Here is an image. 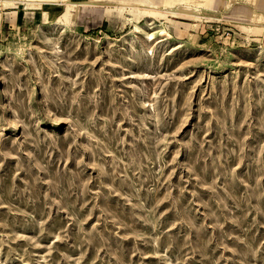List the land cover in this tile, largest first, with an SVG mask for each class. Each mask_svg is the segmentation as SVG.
<instances>
[{"label":"rangeland","instance_id":"374dc122","mask_svg":"<svg viewBox=\"0 0 264 264\" xmlns=\"http://www.w3.org/2000/svg\"><path fill=\"white\" fill-rule=\"evenodd\" d=\"M230 4L0 0V264H264V25Z\"/></svg>","mask_w":264,"mask_h":264},{"label":"bare ground","instance_id":"6f19581e","mask_svg":"<svg viewBox=\"0 0 264 264\" xmlns=\"http://www.w3.org/2000/svg\"><path fill=\"white\" fill-rule=\"evenodd\" d=\"M24 2L29 3V0H23ZM235 2H241L245 4L244 7L248 4V12L247 18L253 22L254 27L252 29L258 30L261 26L264 25V0H233ZM142 1V3L126 5V8L118 9L119 12H123V10L127 12H140L142 15L145 14L146 18H150L153 14H167L170 13L172 15L178 14H193L195 16L198 15V12L202 13L204 11L214 10L213 8H219L218 0H149V4L146 5ZM226 2V3H225ZM225 7L228 9L231 6L232 0H225ZM67 3V7L76 8V4H72L65 0ZM29 4H37L34 2H30ZM146 25H149V22L146 21ZM142 28L138 25H134V31L139 32ZM160 34H164L163 30H159ZM148 38L151 37L150 34L147 35ZM149 50V54H150Z\"/></svg>","mask_w":264,"mask_h":264},{"label":"crops","instance_id":"0c3cea01","mask_svg":"<svg viewBox=\"0 0 264 264\" xmlns=\"http://www.w3.org/2000/svg\"><path fill=\"white\" fill-rule=\"evenodd\" d=\"M62 2L65 6L66 9H71L75 12H79L82 9L85 8H91L95 11V14H100L102 16L100 22L103 24L104 22L106 23L107 18L106 17H113L115 16H120V15H125L128 13L127 11L123 10V12H119L118 9H123L126 8V5H131V4H138L142 3L143 0H66L72 4H76V8H69L67 7V3H65V0H29L28 2H34L37 3L38 5L45 4V2ZM224 2L225 0H218V5L219 8L224 7ZM144 4L148 5L150 2L149 0H145L143 2ZM145 15V14H143ZM122 16V17H123Z\"/></svg>","mask_w":264,"mask_h":264}]
</instances>
